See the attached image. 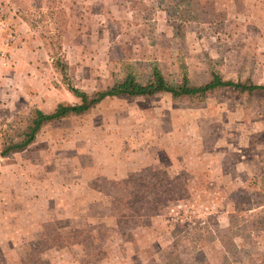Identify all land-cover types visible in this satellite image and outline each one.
<instances>
[{"label": "rangeland", "instance_id": "374dc122", "mask_svg": "<svg viewBox=\"0 0 264 264\" xmlns=\"http://www.w3.org/2000/svg\"><path fill=\"white\" fill-rule=\"evenodd\" d=\"M3 4L35 24L23 38L19 93L0 97V138L32 108L74 103L65 80L90 94L129 63L192 85L212 73L264 85V0ZM175 7L192 10L180 35L167 14ZM57 31L65 75L42 38ZM145 169L153 174L131 178ZM147 182L183 190L166 200L134 187ZM263 183L264 92L108 99L0 157V264H264Z\"/></svg>", "mask_w": 264, "mask_h": 264}, {"label": "trees", "instance_id": "16d2710c", "mask_svg": "<svg viewBox=\"0 0 264 264\" xmlns=\"http://www.w3.org/2000/svg\"><path fill=\"white\" fill-rule=\"evenodd\" d=\"M40 7V4L36 5V8ZM47 9L51 10L52 7L47 6ZM62 12L63 11L61 9H57V13L63 14ZM52 14L54 13L51 11L50 16ZM167 14L175 21V35H178L181 32L183 22L193 18L192 10L186 8L181 10L177 7L174 9L167 8ZM29 16L30 13L28 10H25L22 14L23 19L27 22L29 27L32 28L35 21H32ZM42 38L50 57L53 59L55 70L58 74L65 75L64 71L67 68L68 63L66 59H64L63 54L60 52L62 49L60 41L61 32L57 31L54 38L48 39L44 35ZM142 64V62H139L137 65L135 63L127 64L125 68L126 70H124L125 72L121 75V77L119 76L115 78L109 86L90 94L65 80L64 87L72 95L74 103H58L49 112H44L38 108L30 109L24 118L25 120L15 126V129H11V132L5 133L4 136L0 138V157L7 158L11 153L22 151L33 144L41 130L52 122L89 114L106 98H139L150 97L155 94L163 93L169 95L173 100H180L182 98H202L210 92L225 88H229L243 94L264 92V85L224 80L217 73H212L209 80L198 85L190 84L185 76H183L180 80L172 81L164 75L160 68L150 63H146L148 65V69L139 71L138 67ZM146 172L153 174L150 169H145L139 173L131 174V178L144 175ZM108 184L112 187L121 188L127 187V185L131 183L127 180L126 182L119 183L110 181ZM179 186V184L167 183L161 187V184H158L157 182H147L145 185L139 184V186L134 185L137 190L142 187L147 188L150 195L154 194L157 198H161L162 196L166 198V200L171 198V196V199L175 196H179V191H177V189L180 191L183 190V187Z\"/></svg>", "mask_w": 264, "mask_h": 264}, {"label": "crops", "instance_id": "0c3cea01", "mask_svg": "<svg viewBox=\"0 0 264 264\" xmlns=\"http://www.w3.org/2000/svg\"><path fill=\"white\" fill-rule=\"evenodd\" d=\"M3 2L5 0H0V55L2 54L0 56V97L6 90L15 95L19 93L17 83L23 76L21 69L25 64H28L26 63L28 59H25L26 45L23 38L26 37V30L30 29L27 22L23 19L22 14L14 12L10 15V9ZM21 31L25 33L21 34ZM5 51L7 52L3 54ZM67 93L69 92L67 91ZM69 96L72 95L69 93ZM114 98L118 97L106 98L100 104L108 99ZM93 159L97 160V157L94 155Z\"/></svg>", "mask_w": 264, "mask_h": 264}]
</instances>
